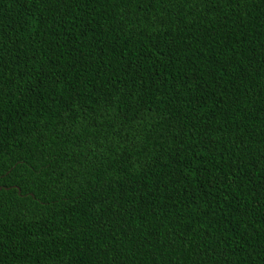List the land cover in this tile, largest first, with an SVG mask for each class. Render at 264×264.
<instances>
[{"label":"trees","instance_id":"16d2710c","mask_svg":"<svg viewBox=\"0 0 264 264\" xmlns=\"http://www.w3.org/2000/svg\"><path fill=\"white\" fill-rule=\"evenodd\" d=\"M0 264H264V0H0Z\"/></svg>","mask_w":264,"mask_h":264}]
</instances>
